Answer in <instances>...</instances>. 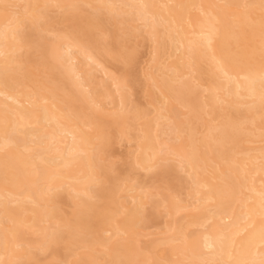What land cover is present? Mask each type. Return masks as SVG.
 Segmentation results:
<instances>
[{
  "label": "bare ground",
  "instance_id": "6f19581e",
  "mask_svg": "<svg viewBox=\"0 0 264 264\" xmlns=\"http://www.w3.org/2000/svg\"><path fill=\"white\" fill-rule=\"evenodd\" d=\"M0 264H264V0H0Z\"/></svg>",
  "mask_w": 264,
  "mask_h": 264
},
{
  "label": "rangeland",
  "instance_id": "374dc122",
  "mask_svg": "<svg viewBox=\"0 0 264 264\" xmlns=\"http://www.w3.org/2000/svg\"><path fill=\"white\" fill-rule=\"evenodd\" d=\"M140 51H141V55H142V53L144 52V50H140ZM122 150H123V148L119 149L118 152L119 151L121 152Z\"/></svg>",
  "mask_w": 264,
  "mask_h": 264
}]
</instances>
